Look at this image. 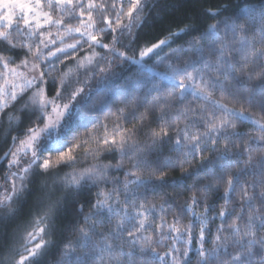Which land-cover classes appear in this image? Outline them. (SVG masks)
Instances as JSON below:
<instances>
[{"label": "snow or ice", "instance_id": "1", "mask_svg": "<svg viewBox=\"0 0 264 264\" xmlns=\"http://www.w3.org/2000/svg\"><path fill=\"white\" fill-rule=\"evenodd\" d=\"M186 3L0 0V264H264V0Z\"/></svg>", "mask_w": 264, "mask_h": 264}, {"label": "trees", "instance_id": "2", "mask_svg": "<svg viewBox=\"0 0 264 264\" xmlns=\"http://www.w3.org/2000/svg\"><path fill=\"white\" fill-rule=\"evenodd\" d=\"M213 2H222V3H228L230 4L231 7H236L237 5H240L243 3V0H213ZM186 7H191V8H198L199 7V4H193L192 3V0H187V3H186ZM172 15H179L178 12H173ZM170 19V16H166L165 19H164V23H167L168 20ZM161 25L160 23H158L154 29V31H159ZM103 118V116H101V119ZM250 127V125L248 124H243L241 126V129L242 131H246L248 130V128ZM101 132L103 131V129L100 130ZM2 174V173H0ZM180 175V170L179 168H176L174 170H172L170 173H169V179L171 181L174 182L175 178L178 177ZM191 181L189 180L188 183H190ZM169 191H171V189H169ZM222 203V201L220 202H217V208H216V211H219V206L220 204ZM172 218V213L169 212L168 213V216H167V219L171 220ZM185 222H187V220L185 219Z\"/></svg>", "mask_w": 264, "mask_h": 264}]
</instances>
